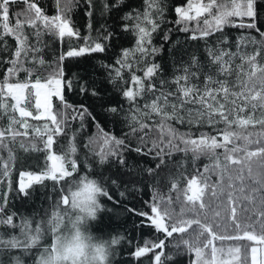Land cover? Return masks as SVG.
I'll return each mask as SVG.
<instances>
[{
	"label": "snow or ice",
	"instance_id": "obj_1",
	"mask_svg": "<svg viewBox=\"0 0 264 264\" xmlns=\"http://www.w3.org/2000/svg\"><path fill=\"white\" fill-rule=\"evenodd\" d=\"M18 2L26 6L14 14V23H10L9 5ZM84 2L88 6L85 12L88 35L81 37L79 28L68 15L79 0H56L57 12L52 16L34 0H0V71L5 72L4 78L0 79V109H3L0 115L11 112L8 125L0 127V185L6 188L0 198V264H26V258L31 259V264H48L46 257L56 251L62 232L83 223L82 212L86 211L89 221H97V227H100L102 222L98 214L116 212L121 206V200L113 197L101 183L95 189L99 192V204L86 209L79 208L72 190L74 185L85 184L89 177L87 171L79 174L76 158L77 134L86 128V117L93 120L98 130L86 138L83 147L88 155L98 158L99 165L116 163L125 166L124 152L128 148L124 139L104 131L85 105H74L66 99V93L73 91L81 96H100L79 73L66 75L63 62L87 54L105 53L114 35L108 31V25L102 24L100 27L107 34L101 35L97 30L93 37L94 0ZM100 2V15L106 16L125 0H114L111 5L108 0ZM170 6L169 0H143L142 7L125 12L121 16V30L131 34L134 44L122 48L112 63L96 61L113 91L127 104V107L124 104L108 106L104 111L114 116L123 114L121 118L130 129L128 135L141 133L133 151L150 155L154 160L158 158L160 163L156 169L166 164L165 157L170 159L176 152L191 153L193 158L191 178L185 175V161L177 168L180 176L168 178L171 190L179 193L175 199L170 192L160 194L153 185L151 203L145 201L151 215L123 206L127 213L146 218L147 226L163 234V239L135 246L131 257L142 264L141 258L152 253L150 264H168L175 255L187 253L194 256L190 264H264V57L261 56L264 52V31H261L264 0H187L186 6H174L177 19L173 23L180 26L178 30L191 31L190 39L205 42L209 71H204L205 65L194 53L187 62L181 61L177 66L176 57L171 56V49L181 43L177 39L169 49L174 74L171 80L165 81L163 69L156 61V57L163 54V44L156 45L154 37L161 25L167 23L165 17ZM193 22L194 26H191ZM226 29L238 30L234 42L230 43ZM174 30L164 32L165 42L170 40ZM45 36L60 42L77 38L84 43L73 46L69 42L68 50L61 51L51 71L42 72L41 69L48 65L44 59V49L49 47ZM213 36L216 37L214 43H209ZM213 68L215 72H212ZM137 72L142 74L137 75ZM201 75L204 77L202 84L199 82ZM166 83H174L175 91H168ZM53 98L59 105L56 109ZM8 99L14 103L9 105ZM153 116L158 117V122L149 124L147 121ZM216 116L220 119H215ZM28 118L43 123H30ZM77 121L80 128L73 131L71 125ZM172 121L189 126L223 122L226 126L222 132L223 141L204 133L194 139L190 132L180 133L172 126ZM233 126L241 131L234 130ZM249 126L258 130L249 131ZM153 129L158 132V138H149ZM69 133L71 139L66 150L62 154L54 152L57 136ZM14 145L26 153L46 154L47 164L42 171H19L15 190L11 179L16 160ZM218 149H224V152L218 154ZM4 151L7 157L2 154ZM201 156L211 161L203 171L195 168V161ZM87 167L91 169V165ZM233 167L238 173L235 177L231 172ZM156 169L145 171L155 174ZM212 175H216L217 180L211 181ZM180 177L186 181L183 188L179 186ZM46 180L57 184L67 180L68 183L66 188H59L60 196L48 218L36 221L33 226L32 218L8 207L9 197L11 194L31 199L34 186L43 185ZM111 184L120 187L115 179ZM89 186L85 184V187ZM130 190L140 191L135 185ZM118 196L127 199V191H118ZM181 196L183 200L177 213L174 205ZM220 196L227 199L230 214L226 219L231 228L215 223L221 217L219 211H215L211 219L207 215L210 208L207 199H219ZM101 198L116 207H107ZM238 211L245 215L247 223L240 222ZM140 223L144 224V219ZM46 234L52 238L50 244L42 243ZM168 238H172L171 254L162 251ZM108 244L109 264H115V257L121 254L118 246L131 245L132 241L119 233L111 235Z\"/></svg>",
	"mask_w": 264,
	"mask_h": 264
},
{
	"label": "trees",
	"instance_id": "obj_2",
	"mask_svg": "<svg viewBox=\"0 0 264 264\" xmlns=\"http://www.w3.org/2000/svg\"><path fill=\"white\" fill-rule=\"evenodd\" d=\"M38 5L45 11L49 16L55 15L57 12L56 0H34ZM114 0H108L109 5H111ZM170 7L166 12V21L167 23L161 25V29L158 34L154 37V43L156 45L163 44V54L156 57V61L160 63L163 69V79L165 81L171 80L173 77V64L170 61V46L172 42L179 39L180 44L171 49V56L176 57L177 66L180 65L181 61L187 62L189 57L194 53L201 64L205 65L204 71L208 72V56L205 52V42L202 39L192 40L190 36L192 32H181L178 30L180 26L175 25L173 22L177 19V15L174 11V6H186L187 0H169ZM143 0H125V3L119 8H114L106 16H101L100 12L102 11V5L100 0H94V13L92 17V35L95 37L97 35V30H100L101 35H106L107 33L101 29V25H108V31L112 32L114 35L109 41L110 47H106V52L103 54H87L82 58H69L63 62L64 70L66 75H71L73 72L79 73L81 79L87 81L90 87H95V89L100 93L99 97H93L91 95L85 94L81 96L79 92L73 91L66 93V99L74 105H85L88 110L91 112L92 116L95 117V121L99 123L100 127L117 138H122L125 140V143L128 145L127 150L124 152L125 157V166H120L116 163H108L106 165H99L98 158L88 155L86 149H84V143L86 138L90 135H93L97 132L96 124L90 117L85 118L86 128L77 134L76 144H77V154L76 158L79 165V174H84L86 171L90 177H94L99 180V182L106 186L110 194L116 199L121 200V206L117 209L116 212L108 213L103 212L98 214V219L102 222V226L97 227V221L90 222V227L96 233L100 234L104 238H110L111 235L124 233L128 239L132 241L131 245L118 246L120 255L115 257V264H140L136 261L135 258L131 257V253L134 252L135 246H143L145 242L157 241L158 239H163L162 233H157L153 227L147 226L148 222L146 218H142L137 215L129 214L123 208L124 205H127L131 208H135L138 211L150 212V207L145 204V201L151 203L152 196V186L155 185L159 190L160 194L167 195L170 194L175 197L179 194L176 190H171V181L168 179L171 175L173 179L180 176V173L177 171L181 161H185L186 172L185 175L188 178L194 174L193 163H192V154H185L183 152L174 153L171 158L165 157L166 164L161 165L159 169H156V165L160 163V160L152 159L150 155H144L142 153H137L133 151L138 146V137L141 133H136L135 136H130L128 133L130 129L126 126L125 121L121 116H114L110 113L104 111L108 106H118L124 104L127 107V104L122 99V97L113 91L112 86L108 83L105 78V72L103 69L96 66L97 60H105L109 63H112L117 55H119L122 48L131 47L134 44V39L130 33L124 32L121 30L123 21L121 16L134 7H142ZM25 3L18 2L9 5L10 8V23H14V14L18 11H21L25 8ZM88 6L85 4L84 0H79V3L72 8L68 13L71 20L74 22L75 26L79 28L81 37L87 36V24L88 17L85 15ZM194 26V22L193 25ZM259 26V25H258ZM168 29H176L170 34V40L165 42L163 40L164 32ZM261 31H264V27H261ZM229 41L234 42L236 36L238 35L237 29H226ZM255 34V33H253ZM218 35V34H216ZM215 36L209 38V43H214ZM45 41L48 42L49 47L44 49V59L48 62L44 68L41 69L42 72H50L52 66H54V61L60 55L61 51L68 50L69 42L76 46L77 43L83 44L84 41L80 39L77 41V38H71L70 41L66 40L65 42H60L54 40L50 36H45ZM12 42L11 40L9 41ZM233 50L234 47H233ZM261 56L264 57V52L261 53ZM239 63V61H237ZM30 66V65H29ZM247 68V65H245ZM212 72H215V69H212ZM142 73L137 72V75ZM5 75L4 71H0V79H3ZM21 79L23 74H21ZM125 78H128V74H125ZM204 80L203 75L199 77V82L202 84ZM195 82V81H194ZM158 84V81H157ZM165 88L168 91L174 92L176 85L174 83H166ZM9 105L14 102L11 99L6 101ZM143 103V101H141ZM54 109L58 108L59 105L56 101V98H53ZM188 107H193V105H187ZM259 112V110H257ZM0 113H3V109H0ZM11 112L4 113L0 115V127H6L8 125L9 116ZM18 115V113H17ZM215 119L219 120V116H216ZM153 121L158 122V117L153 116L152 120L147 121L149 124H152ZM30 123H43L33 121L29 119ZM172 126L175 127L180 133L190 132L192 138H198L201 133L207 134L208 136H215L219 142L223 141V130L225 129V124L223 122L216 124H194L189 126L188 124H181L177 121H172ZM73 131L80 128V123L73 122L71 125ZM234 130L241 131V129L233 126ZM249 131L258 130L251 128L249 126ZM147 131V129L145 130ZM158 132L153 129L150 133L149 138H158ZM71 139V133L68 135L57 136L56 141L53 145V151L57 154H62ZM237 143H243L242 141H237ZM150 146V145H149ZM231 147V145H229ZM146 150V149H145ZM13 151L15 152L16 160L14 164V170L12 174L13 189L15 190L18 180V173L22 170H32V171H42L47 166L45 161L46 154H42L37 151L25 152L21 150L18 145L13 146ZM218 154H222L224 149H218ZM7 157V152L2 153ZM239 155V154H238ZM87 156V160L85 157ZM222 159V156H221ZM211 161L206 157L201 156L199 160L195 161V168L203 171L205 165L210 164ZM87 165H91L89 170ZM152 168L156 169L155 174H148L145 169ZM130 169V170H128ZM233 177L238 173L235 167L231 169ZM73 178H78L74 176ZM71 179V178H69ZM117 180L119 188L111 184V180ZM217 180L216 175L211 176V181ZM68 181L60 182L57 184L54 181L46 180L43 185H35L34 191L32 192L31 199H21L13 197L10 194L11 203L8 207L15 211L16 213H23L29 218L33 219V226L35 222L39 220H46L48 215L52 210V206L58 200L60 193L59 188L65 187ZM186 184V181L183 177H180L179 186L183 188ZM128 186L126 189L125 186ZM135 185L140 191H131V186ZM227 185V178L225 179V190ZM55 189V191H54ZM6 190L4 185H0V198L3 196V192ZM125 190L127 191V199H122L118 196V191ZM171 190V191H170ZM32 191V190H30ZM51 197V199H49ZM183 200L176 201L174 207L176 208L177 213L180 211V205ZM103 204L107 207H116L107 199L101 198ZM207 203L210 205L209 211L207 213L209 219L212 218L215 211L221 213V217L215 220V223H223L229 228L232 227L229 220L226 218L229 216V206L225 196H220L219 199H207ZM239 204V201H237ZM64 209L61 207V212ZM144 219V224H141V220ZM238 219L242 224L247 223L245 215L241 214L238 211ZM140 225L137 227V225ZM219 231V229H217ZM51 236L46 234L42 243L50 244ZM172 238H168L166 241V248L163 249L166 254L172 253L171 248ZM160 251V250H158ZM152 253L146 254L145 258H141L142 264H150ZM194 259V256H189L187 253L175 255L173 259L168 261V264H190L191 260ZM26 264H31V259L26 258Z\"/></svg>",
	"mask_w": 264,
	"mask_h": 264
},
{
	"label": "clouds",
	"instance_id": "obj_3",
	"mask_svg": "<svg viewBox=\"0 0 264 264\" xmlns=\"http://www.w3.org/2000/svg\"><path fill=\"white\" fill-rule=\"evenodd\" d=\"M85 184L90 186L85 187ZM85 184L74 185L72 189L80 209L94 207L100 201L99 192L95 191L101 186L99 180L89 176ZM82 215V224L62 232L56 251L46 257L48 264H109L108 238L92 230L86 211Z\"/></svg>",
	"mask_w": 264,
	"mask_h": 264
},
{
	"label": "rangeland",
	"instance_id": "obj_4",
	"mask_svg": "<svg viewBox=\"0 0 264 264\" xmlns=\"http://www.w3.org/2000/svg\"><path fill=\"white\" fill-rule=\"evenodd\" d=\"M13 19H14V17H13ZM14 102V101H13ZM34 115H35V113H34ZM28 119H32V118H28ZM23 171V170H22ZM17 185H18V180H17Z\"/></svg>",
	"mask_w": 264,
	"mask_h": 264
},
{
	"label": "flooded vegetation",
	"instance_id": "obj_5",
	"mask_svg": "<svg viewBox=\"0 0 264 264\" xmlns=\"http://www.w3.org/2000/svg\"><path fill=\"white\" fill-rule=\"evenodd\" d=\"M149 214H151V213H149Z\"/></svg>",
	"mask_w": 264,
	"mask_h": 264
},
{
	"label": "water",
	"instance_id": "obj_6",
	"mask_svg": "<svg viewBox=\"0 0 264 264\" xmlns=\"http://www.w3.org/2000/svg\"><path fill=\"white\" fill-rule=\"evenodd\" d=\"M151 215V214H150Z\"/></svg>",
	"mask_w": 264,
	"mask_h": 264
}]
</instances>
